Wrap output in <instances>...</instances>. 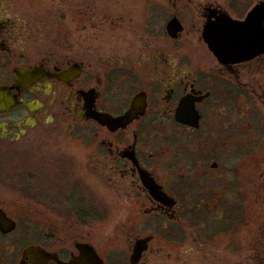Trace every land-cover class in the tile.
Segmentation results:
<instances>
[{
  "label": "flooded vegetation",
  "instance_id": "1",
  "mask_svg": "<svg viewBox=\"0 0 264 264\" xmlns=\"http://www.w3.org/2000/svg\"><path fill=\"white\" fill-rule=\"evenodd\" d=\"M0 149V264H264V0H0Z\"/></svg>",
  "mask_w": 264,
  "mask_h": 264
},
{
  "label": "rangeland",
  "instance_id": "2",
  "mask_svg": "<svg viewBox=\"0 0 264 264\" xmlns=\"http://www.w3.org/2000/svg\"><path fill=\"white\" fill-rule=\"evenodd\" d=\"M1 150V149H0ZM106 218L97 227L99 228L98 234L94 236L93 240L99 246L112 247L118 243V237L113 236V226L116 221L115 217V209L114 208H106L104 209ZM255 209H248V217L249 222L252 220V214L254 215ZM248 230H240L235 234V239L239 241L242 239ZM203 254H205L203 256ZM208 252H199L195 251L193 245L189 242H184V244L179 245V260L178 262H173V259L166 260L161 259L158 260L156 264H212L211 256ZM173 258V257H172Z\"/></svg>",
  "mask_w": 264,
  "mask_h": 264
},
{
  "label": "water",
  "instance_id": "3",
  "mask_svg": "<svg viewBox=\"0 0 264 264\" xmlns=\"http://www.w3.org/2000/svg\"><path fill=\"white\" fill-rule=\"evenodd\" d=\"M132 112H129L128 114H126L124 117L120 118L118 120V122H124L127 121L128 119H130ZM141 248L139 247V245L137 244L135 247V250L133 252V254L130 256V261L132 263H135L137 261V259L139 258V254H140Z\"/></svg>",
  "mask_w": 264,
  "mask_h": 264
}]
</instances>
